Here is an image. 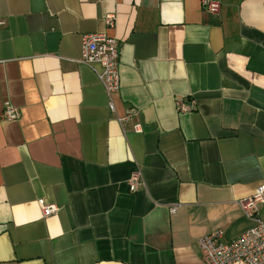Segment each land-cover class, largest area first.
<instances>
[{"label":"crops","instance_id":"1","mask_svg":"<svg viewBox=\"0 0 264 264\" xmlns=\"http://www.w3.org/2000/svg\"><path fill=\"white\" fill-rule=\"evenodd\" d=\"M220 1L0 0V264H205L201 237L254 224L238 201L264 184V0ZM88 32L121 42L120 90L81 62Z\"/></svg>","mask_w":264,"mask_h":264},{"label":"built area","instance_id":"2","mask_svg":"<svg viewBox=\"0 0 264 264\" xmlns=\"http://www.w3.org/2000/svg\"><path fill=\"white\" fill-rule=\"evenodd\" d=\"M202 8L213 15L221 12L220 0H201ZM106 23L113 26L114 14L106 17ZM120 53L121 42L118 38L106 32H88L82 36L81 62L91 66L103 81L107 92L120 90ZM111 110L115 109L114 103L109 102ZM178 110L189 112L194 110L195 101H179ZM138 113L136 108H130L126 116L120 117L124 122ZM21 115L19 108L6 102L3 117L6 120H17ZM141 131L140 124L136 126ZM145 184L144 174L140 166H136L130 174L128 185L132 192H136ZM239 204L246 216L254 220V224L237 237L226 239L222 229L214 230L201 237L198 244L202 251L205 264H263L264 263V219L261 209L264 206V184L260 185L254 194L242 198ZM44 217H49L58 211V206L47 202L44 198L38 200ZM175 208H172L174 211Z\"/></svg>","mask_w":264,"mask_h":264}]
</instances>
